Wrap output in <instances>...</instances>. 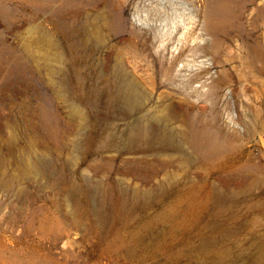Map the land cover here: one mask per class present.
I'll return each instance as SVG.
<instances>
[{
  "label": "rangeland",
  "instance_id": "obj_1",
  "mask_svg": "<svg viewBox=\"0 0 264 264\" xmlns=\"http://www.w3.org/2000/svg\"><path fill=\"white\" fill-rule=\"evenodd\" d=\"M0 264H264V0H0Z\"/></svg>",
  "mask_w": 264,
  "mask_h": 264
},
{
  "label": "bare ground",
  "instance_id": "obj_2",
  "mask_svg": "<svg viewBox=\"0 0 264 264\" xmlns=\"http://www.w3.org/2000/svg\"><path fill=\"white\" fill-rule=\"evenodd\" d=\"M147 131V129L141 128L137 133V138L146 140L148 136ZM250 196L251 195L247 190L215 192L199 185L197 182H190L186 184H168L158 187L151 186L140 192L139 195L133 196H126L118 193L114 198V203L116 208L123 207L128 210L142 208L151 203H158L163 211L175 212L176 208L182 204V202L190 201L194 205H199L203 208L204 212L202 216L196 218L195 229H200L205 228L209 221L222 220V218L228 213L230 215L234 214L237 209L235 212L233 211L234 213H230L233 207L241 202H248ZM167 198L169 199L166 200ZM190 217L191 215H188V219H190ZM222 223L223 222H221V224Z\"/></svg>",
  "mask_w": 264,
  "mask_h": 264
}]
</instances>
